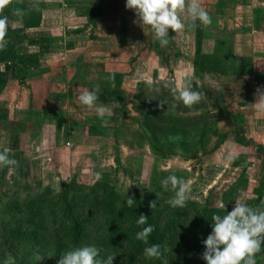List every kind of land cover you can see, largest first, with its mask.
I'll return each instance as SVG.
<instances>
[{
	"label": "rangeland",
	"instance_id": "rangeland-1",
	"mask_svg": "<svg viewBox=\"0 0 264 264\" xmlns=\"http://www.w3.org/2000/svg\"><path fill=\"white\" fill-rule=\"evenodd\" d=\"M92 1L9 0V3L0 12L7 17L8 26L13 29V38H17L18 52L24 57L23 60L21 59L22 62L16 60L15 63L20 68L25 66L29 69L38 63L44 53L60 49L64 52L65 43H68L66 50L68 51L74 49V45H77L76 41L81 40L82 37L95 38L98 36L94 28L89 29L88 26L90 21L93 22L91 24H94L96 18L88 19L86 24L76 22V24H72L63 20L65 16H68V13L72 12H75V15L78 12L85 15L84 11H89L86 5L88 3V6L93 5ZM78 2L84 3L86 10L82 8L83 5L80 7ZM76 3L77 7L73 9L72 4L76 5ZM109 4L115 14L109 21L110 32L102 33L105 37L106 35L111 37V40L115 42L118 39L120 41L123 32L115 30L114 26L118 25L123 30V26L130 25L134 30L129 31V37L126 35V42L129 40V43H138L140 39L137 28L141 24L135 12L125 7V0H109ZM45 11L48 14H44L42 17V13ZM57 11L61 15L60 13L56 15ZM242 13L246 15V13ZM99 17L100 14L97 15L96 20ZM151 40L150 42L154 43L153 38ZM258 42L263 44L264 41L260 39ZM167 48L168 45L161 46L158 50L159 53H156L158 56L163 55ZM263 54L264 51L258 52L259 56ZM81 56L79 60H71L73 71L76 70L75 82H78V85L73 89V97L77 96L76 98L80 94V92L76 93V90L84 89L80 86H83L82 84L86 80H91L92 83L99 82L102 74L100 71L104 68L103 62H95L91 58L93 57L96 61L100 59L92 56L86 61L83 58L84 55ZM168 64H170L169 61L161 63V67L165 66L167 71L156 83H150L155 85L153 88H149L146 82L138 81L134 93L126 95V91L122 89L124 92L123 103H114L121 112L109 117L112 119L109 121L111 124L103 127V130L94 126V129L89 132L92 135L91 138H88L87 135L86 138L81 137L82 133H80L78 140L83 142L82 139H87L85 143L92 147L90 162L87 161L88 158H85L86 153L79 166L71 167L69 176L61 174L63 169L58 165L55 168H47L48 172H44V176H42L43 170L40 164L30 160L31 156L27 155L30 158L26 160L27 165L17 172V186L12 182H6V185L10 186L7 196L15 197V202L9 204L6 201L7 198L0 199V260L11 254L16 257V264H35V255L39 253L43 257L36 264H50L52 255L49 249H52L54 244L60 240L58 237L62 236L64 228H68V224H72L75 219L72 213L76 211L77 219L81 222L91 217L95 223L89 225L84 223L85 230L87 229V233H91L92 236L101 234L102 230L95 231V228L101 225L105 229L114 225L117 231L120 230L125 235L135 234L134 229L137 230L138 219L133 216L141 215V212L138 211L140 209H145L152 214L151 225L153 227L163 226L170 219L172 220L170 216L173 208L171 209L166 201L174 193L163 191L160 181L170 174H175L191 182L189 199L186 206L183 207L188 220L196 217L208 207L219 208L218 205L221 202L225 204L228 211L232 210L238 200L246 202L258 211L264 210V142L258 139L260 137H256V141L250 138L248 132V120L253 116V119L258 116L259 118L264 117V113L254 112L255 109H259L255 104V98L253 101H250L249 98L246 99L244 105L240 101V92L244 89L247 90L250 82L243 78L221 79L220 76H216V73L213 75L209 73L205 80L201 79L203 75L200 74L194 79L191 78L189 81L193 90L202 93L204 99L192 108H188L187 110H192L188 114L191 117L195 116L193 120H198L201 125H205L207 128L202 131L194 129L193 132L191 131V135L172 136V131H168L170 129L159 127V130L155 131L154 124L145 118L147 108L152 103H157L155 96L159 93H163L169 99L168 103L159 102L160 105L163 104L162 108L165 112L176 113L175 108L172 107L174 104L172 88L175 86V81L172 80V64ZM7 66H9L8 62L0 61V74L7 75V78L12 79V76H8ZM189 70L191 71V69ZM31 74H29L30 77L28 76L29 80L32 78ZM250 85L253 86L256 96L259 94L258 90L264 89V84L262 85L256 79L251 80ZM220 91L226 92V95L218 97L216 93ZM16 97L18 98V94ZM7 98L6 96L4 98L6 105L8 102H12L14 106L15 102L9 98L7 100ZM57 99L59 98L57 97ZM99 101L105 103L102 100ZM75 103L76 108L78 104ZM176 103L179 106V102ZM219 104H222L224 110L218 109ZM153 106L149 108L152 109ZM179 107V109L182 108L181 105ZM240 110L243 112L242 116L245 122L236 125L235 118L229 114V111L233 114ZM252 129L255 133L256 129ZM160 130L168 132L160 133ZM235 132L240 133L241 142L234 138ZM148 134L150 137L154 135V143L148 142L146 138ZM89 139L90 141L87 142ZM251 139L253 143H248ZM243 140L247 142H243ZM24 158L22 156L23 164ZM64 161L68 163L67 158ZM25 170L27 174L22 175ZM39 177L43 180L40 181ZM54 177L60 178L61 187L62 183L73 182L76 189L87 190L88 187L94 185L90 197L84 201L85 203H82L83 207L75 209L73 212L68 211V198L62 192L65 191L70 195L69 187L63 186L59 191H56L53 187ZM129 181L133 185H130L124 194V189ZM3 182V180L0 182V186H5ZM46 186L51 191H46L41 197L30 199L34 196L32 192ZM111 189L115 192H112ZM158 189L157 198L156 195L155 197L150 196V192ZM125 195L134 198L135 203L131 207L124 203ZM156 199L157 204L153 209L150 207V200L155 201ZM137 205H142L143 208L137 210ZM215 214L222 215V213ZM117 224L118 226H116ZM35 233L37 239L45 240L37 243L34 237ZM23 238H33L34 241L21 244L20 240ZM47 244L50 245L49 249H46ZM129 252L135 253V248L130 249ZM256 258L259 260V264L263 263L264 250L258 253Z\"/></svg>",
	"mask_w": 264,
	"mask_h": 264
},
{
	"label": "crops",
	"instance_id": "crops-1",
	"mask_svg": "<svg viewBox=\"0 0 264 264\" xmlns=\"http://www.w3.org/2000/svg\"><path fill=\"white\" fill-rule=\"evenodd\" d=\"M78 3L81 5L80 7L83 5L82 8L86 10L84 3ZM92 3L93 5L88 6L89 3L86 5L89 11H84L85 15L79 12L75 15V12H72L68 13V16H65L63 20L72 24H86L88 19H95L97 0H93ZM199 3L209 13L212 21L208 25H202L196 21V26L202 32L201 53L214 54L223 62H230L234 65L242 63L252 65V72L246 75L232 74L230 71L224 74L213 72L210 75L216 73V76H220L221 79L243 78L250 83L251 80L256 79L263 85L264 54L259 56L258 52L264 51V42L261 44L258 40L264 41V0H199ZM72 7L76 9L77 3L76 5L72 4ZM58 13L60 12L57 11L56 15ZM44 14L48 13L43 12L42 17ZM99 14V19L96 20V18L94 24H91L93 22L90 21L88 25L89 29L94 28L98 36L95 38L82 37L81 40L76 41L77 45H74V49L68 50L72 51L71 53L66 51L68 43L63 46L64 52L60 49L44 53L35 66L28 69L23 65L27 73L23 80L14 77L8 78L5 88L0 92V151L9 149V157L17 161L16 165L0 167V182L3 180L5 185L0 186V194L7 195L10 191V186L6 185V182H12L17 186V172L27 165L26 160L29 158L27 155L31 156L30 160L40 164L43 170L42 176H44V172H48L47 168H55L57 165L63 169L61 174L69 176L71 167L79 166L86 153L85 158H88L87 161L90 162L92 147L85 143L87 139H82L83 142L78 140L80 133L83 135L81 137L91 138L92 135L89 132L94 129V126L98 127L97 129H102L111 124L109 122L112 120L111 118L99 117L94 108H87L81 104L76 98L77 96L73 97V89L78 85V82H75L76 70L73 71L71 60H79L82 54L84 60L90 59L92 56L100 59L96 61L93 57L91 58L95 62H103L104 68L100 72H117L124 75L121 88L126 91V95L135 92L138 81L156 83L167 71L165 66L161 67V63H168V61L172 64V80L175 81V85L184 79L190 80L197 77L193 65L196 52L194 27H185L182 31L172 32L169 30L168 48L163 55L158 56L156 52L161 46L155 39L150 26L140 25L137 28L140 41L129 43V40L126 42V35L129 37V31L134 30L133 26L125 25L122 30L118 25H115V30L123 32L121 40L118 39L115 42L111 40V37L107 35L105 37L102 33L110 32L109 21L115 14L111 10L109 0H102ZM181 19L185 25L192 23L191 18H185L183 13H181ZM128 24L130 23L128 22ZM152 38L154 43L150 42ZM25 46H27L26 43ZM169 68L171 67L169 66ZM30 70L33 72L32 74ZM29 74L32 75L30 80ZM208 74V72L202 73L201 79L205 80ZM91 82V80H86L80 87L90 90ZM249 84L247 90L244 89L240 92L242 105L248 98L250 101L255 98L257 102L258 95H255L253 86H249ZM83 90L77 89L76 93H81ZM222 95H226V92H222ZM5 96L15 102L14 106L12 102H10L11 104L8 102L6 105ZM75 102L78 104L76 108ZM99 103L98 101L97 106ZM105 103L111 109L112 115L121 112L117 109L115 102ZM237 112L243 114L241 110ZM254 112L264 113V109H255ZM253 117L248 120L250 138L256 141V137H260L258 139L264 142V117L259 118L258 116L255 119ZM242 118L239 125L245 122L243 116ZM105 120L107 123L104 122ZM252 128L256 129L255 133ZM89 141L90 139L87 142ZM243 142L247 141L243 140ZM249 142L253 143L252 139ZM22 156L25 157L23 161L25 165L22 163ZM65 158L68 159V163H65ZM25 174H27L26 170L22 175ZM42 180L40 179V181Z\"/></svg>",
	"mask_w": 264,
	"mask_h": 264
},
{
	"label": "trees",
	"instance_id": "trees-1",
	"mask_svg": "<svg viewBox=\"0 0 264 264\" xmlns=\"http://www.w3.org/2000/svg\"><path fill=\"white\" fill-rule=\"evenodd\" d=\"M97 3L98 5L96 7V13L98 15L100 13L102 0H97ZM0 15L3 14L0 12ZM188 27L189 26L186 24V28ZM194 32L196 34V52L193 65L196 71V75L198 74L197 76H199V74L202 75V73L205 72H219L221 74H224L230 71L232 74L240 75H246L252 72V65L250 63L234 65L230 62H223L222 59L218 58L214 54L209 55L201 53V29L196 26L194 27ZM13 36V29L12 27L8 26L7 34L5 36V39L7 40L6 45L2 49H0V61L8 62V76L11 75L15 79L23 80V78H25L27 74L25 68L21 67V69L18 64L15 63V61H21V59L23 60L24 57L21 56V54L18 52L16 45L17 38L14 39ZM100 76L101 79L98 83L91 82L90 90L99 87V100H102L104 102L112 101L123 103L124 92L122 91L121 83L124 75L117 72H102ZM7 80V75L0 74V92L5 88ZM146 84H148L147 86L149 88H153L155 86L154 84L150 83ZM172 95L174 96L173 91ZM216 95H218V97L223 96L221 91L219 93H216ZM155 97L157 103H152L151 106L154 105L153 108L151 109L149 108L151 106H149L145 113V118H147L152 122V124H154L155 131L159 130V127H161L166 130L170 129L168 131H172V136H186L191 135V131L193 132L194 129L202 131V129L207 128V126L201 125L198 120H193L195 116L191 117L188 114V112L192 110H187L188 108L183 106L182 103H179V106H182V108L179 109L180 107L178 106L176 101H174V104H176V106L174 107L176 113L169 114L165 112L164 108H162L163 104H159V102L161 101L168 103L169 99H167L163 93H159ZM173 100L174 99H172V101ZM219 105L220 107H218V109L224 110L222 104ZM229 114H231L233 118H235L234 122L236 125H239L242 122L243 118L241 113L236 112L232 114L229 111ZM168 131L160 130L159 132L166 133ZM148 136H146L148 142L150 144L154 143V135L150 137V135L148 134ZM234 138H236L239 142L242 141L241 136L238 132H235ZM62 184L64 187H69L68 189L71 192V196L65 191L62 192V194L66 195V197L68 198L67 209L69 212H73V210H77L78 208L83 207L82 203H85L84 201L88 200L93 189L92 187L94 186L93 185L92 187H88L87 190H78L75 188L73 182ZM63 186L61 188H63ZM46 191H51L48 186L39 188L38 190L32 192L34 196H32L30 199L32 200L41 197V195H43V193H46ZM111 191L115 192L112 189ZM157 191H159V189L150 192V196L155 197V193H157ZM4 198H7L6 201L9 204L15 202V197H13L12 195L7 196L5 194H0V199ZM150 201L152 202V200ZM136 208L138 210L140 208H143V206L137 205ZM172 208L173 207H171V209ZM138 211H140L141 214L147 216L148 223L151 224L152 214H150L145 209H140ZM215 213H222L223 215L224 210L216 207H208L206 209H203L196 217L188 220V216H186L187 213L183 211V208H173L170 216L172 220L170 219L169 222H167L163 226L158 225L154 227V231L149 236L148 245H161L162 255L159 259L146 258L143 250L148 245H145L142 241L136 239V233L140 231L144 226L137 224V230L136 228L134 229L136 232L135 234L125 235L120 230L117 231L114 225L111 228L107 229H105L104 226L101 225L95 228V231H98L99 229L102 230L101 234L92 236L91 233H87V229L85 230L84 223L86 222L87 225L95 223L92 221L91 217H88L83 222H81L77 219V211L72 213L74 214L75 219L73 220L71 225L68 224V228H64L62 236L58 237L60 240H58L54 244V247L52 249H49L48 246L50 245L47 244L46 249H49V251H51L50 254L52 255V259L50 264H57V261L61 258L62 253L84 244H96L103 250L101 252L102 257H105L109 253L116 254L113 264H205V261L201 259V254L204 251V245L202 241L206 239L207 235L211 232V217ZM133 217L136 219L139 218L138 215L136 217ZM116 226H118V224ZM34 237L37 243L45 240L37 239L36 233L34 234ZM27 241H34V239L23 238L22 240H20V243L23 244ZM132 248H135V253L133 254L129 252V250ZM256 261L257 264H259V260L257 258ZM261 264H264V262Z\"/></svg>",
	"mask_w": 264,
	"mask_h": 264
},
{
	"label": "clouds",
	"instance_id": "clouds-1",
	"mask_svg": "<svg viewBox=\"0 0 264 264\" xmlns=\"http://www.w3.org/2000/svg\"><path fill=\"white\" fill-rule=\"evenodd\" d=\"M9 3V0H0V11ZM125 7L135 12L141 25L150 26L155 39L160 46H167L169 43V30L182 31L186 25L181 19L190 17L192 23L189 27H195L196 21L202 25L210 24L209 13L201 6L199 0H125ZM8 20L6 16L0 15V49L6 45L5 36L7 34ZM176 102L182 103L187 108L199 104L204 96L202 93L193 90L188 79L177 83L172 89ZM99 87L84 90L78 95L82 105L89 109L94 108L101 118L110 117L111 109L106 103H101L98 99ZM258 99L255 103L259 109H264V89L258 90ZM100 102L97 106V102ZM176 104H173L175 107ZM107 123V120L104 121ZM9 149L0 151V167L16 165L17 161L9 157ZM231 160V157H229ZM99 179V175L97 176ZM60 178H53V187L59 191ZM163 191L174 193L166 202L173 208H183L189 199L191 182L182 177L170 174L160 181ZM130 185V181L124 189V194ZM156 194V198L159 194ZM126 196V195H125ZM124 203L131 207L135 200L131 196H126ZM157 199L150 203L151 208H155ZM219 208L224 210L223 215L214 214L211 217V232L202 241L204 251L201 259L205 264H257L256 256L264 250V210H256L246 202L238 200L231 211H226L224 203H219ZM137 224L142 225V229L136 233V239L148 245L149 236L154 231L153 225L148 223V217L141 214L138 216ZM103 250L96 244H84L62 253L57 264H113L116 254L109 253L105 257L101 256ZM146 258L159 259L162 255L160 244H151L143 250ZM42 255H35L36 262L42 259ZM0 264H16V257L8 254L0 260Z\"/></svg>",
	"mask_w": 264,
	"mask_h": 264
}]
</instances>
